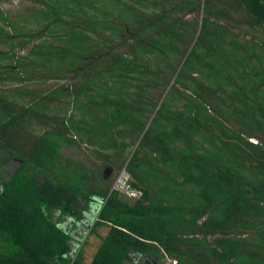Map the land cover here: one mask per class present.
Here are the masks:
<instances>
[{"label": "trees", "instance_id": "trees-1", "mask_svg": "<svg viewBox=\"0 0 264 264\" xmlns=\"http://www.w3.org/2000/svg\"><path fill=\"white\" fill-rule=\"evenodd\" d=\"M30 1L0 14V264H87L96 219L88 264H264V0Z\"/></svg>", "mask_w": 264, "mask_h": 264}, {"label": "rangeland", "instance_id": "rangeland-1", "mask_svg": "<svg viewBox=\"0 0 264 264\" xmlns=\"http://www.w3.org/2000/svg\"><path fill=\"white\" fill-rule=\"evenodd\" d=\"M33 8H38L37 4H34L30 0H0V14H4L8 18L12 20H16L17 18L26 17L30 14ZM30 26H35L34 24H31ZM75 153V155L80 156L82 159H87V153L83 150H70ZM66 152L67 149H66ZM5 155L0 152V158L1 160H6L7 158H4ZM19 164L17 161H8L6 164H4L1 168V174L3 175L4 179H9L10 176L15 172V170L18 168ZM110 172L109 175H112L113 183L120 172L119 170H111L109 168ZM4 180L0 179V191L1 186H3ZM113 186V184H112ZM121 198H124L125 200L129 202H133L134 199L128 198L127 196L123 194H119ZM96 220H94L91 225L88 228V232L81 238L75 239L73 246L75 249L74 258L79 254L83 261L85 263H90L94 254L97 252L98 248L100 247V244L102 242V237L107 231L108 227L106 225H96ZM79 228L77 226H74L72 229V232H77ZM162 262L164 264H176V262H172L168 258H161Z\"/></svg>", "mask_w": 264, "mask_h": 264}, {"label": "built area", "instance_id": "built-area-1", "mask_svg": "<svg viewBox=\"0 0 264 264\" xmlns=\"http://www.w3.org/2000/svg\"><path fill=\"white\" fill-rule=\"evenodd\" d=\"M112 190L118 191L131 199H135L140 195L139 191L130 184V174L125 168L118 173Z\"/></svg>", "mask_w": 264, "mask_h": 264}, {"label": "water", "instance_id": "water-1", "mask_svg": "<svg viewBox=\"0 0 264 264\" xmlns=\"http://www.w3.org/2000/svg\"><path fill=\"white\" fill-rule=\"evenodd\" d=\"M109 172H110V170L107 168L106 170H105V173H104V176L106 177V176H108L109 175ZM91 221V220H90ZM88 225H91V222H89V224ZM85 234H82V235H80L81 237H83ZM156 260L154 259L152 262H149L148 260H146V263L145 264H156ZM159 264H164V263H159ZM167 264V263H166Z\"/></svg>", "mask_w": 264, "mask_h": 264}, {"label": "flooded vegetation", "instance_id": "flooded-vegetation-1", "mask_svg": "<svg viewBox=\"0 0 264 264\" xmlns=\"http://www.w3.org/2000/svg\"><path fill=\"white\" fill-rule=\"evenodd\" d=\"M80 234V233H79Z\"/></svg>", "mask_w": 264, "mask_h": 264}]
</instances>
